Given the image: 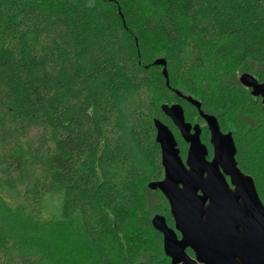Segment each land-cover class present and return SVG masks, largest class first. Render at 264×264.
<instances>
[{
	"label": "trees",
	"instance_id": "16d2710c",
	"mask_svg": "<svg viewBox=\"0 0 264 264\" xmlns=\"http://www.w3.org/2000/svg\"><path fill=\"white\" fill-rule=\"evenodd\" d=\"M247 60L259 73H243L262 82L264 0H0V192L31 216L0 197V264H116L115 237L132 227L152 237L149 264H170L151 225L161 216L173 226L167 201L148 188L163 178L153 121L182 141L159 97L180 104L186 122L202 121L172 89L209 115L217 97L219 129L231 133L237 167L264 206V105L225 67ZM193 71L205 75L200 85ZM201 137L209 147L205 126ZM143 161L153 171L150 193L141 189ZM55 193L57 225L33 222ZM70 234L81 239L77 249Z\"/></svg>",
	"mask_w": 264,
	"mask_h": 264
},
{
	"label": "water",
	"instance_id": "95a60500",
	"mask_svg": "<svg viewBox=\"0 0 264 264\" xmlns=\"http://www.w3.org/2000/svg\"><path fill=\"white\" fill-rule=\"evenodd\" d=\"M153 65L162 67L168 86L165 61L159 58ZM238 81L264 105V80L242 73ZM172 92L197 110L212 154L208 160L200 139L202 128L185 121L180 104L160 106L188 145L183 161L171 130L153 121L163 178L150 182L148 188L165 198L173 221L169 227L161 216L151 219L153 229L162 236L164 255L170 264H264V206L253 180L237 167L231 133L221 132L217 119L203 113L197 100L175 89Z\"/></svg>",
	"mask_w": 264,
	"mask_h": 264
},
{
	"label": "rangeland",
	"instance_id": "374dc122",
	"mask_svg": "<svg viewBox=\"0 0 264 264\" xmlns=\"http://www.w3.org/2000/svg\"><path fill=\"white\" fill-rule=\"evenodd\" d=\"M157 54V57H159L160 59L163 56V51L162 50H156L155 52ZM210 56V55H209ZM209 58V57H208ZM207 58V66L205 67V69L203 70L204 72H207L211 66L210 64V60H208ZM158 59V58H157ZM225 67L227 69V73L228 76H231L232 79H236L238 81L239 76L243 73V71H249L250 73H252V75L256 76L257 73H259V66L257 65L256 62L251 61V60H247L245 64H243L241 67L239 66H235L233 64H225ZM161 69H159L160 71ZM205 75L202 72L199 71H193L191 73V78L194 80L195 85H200L201 84V78L204 79ZM207 87L210 88V85H206ZM183 90L184 94H189L190 92L187 91L184 87H180ZM197 88H200V86H197ZM194 88V89H197ZM212 88V87H211ZM199 90V89H198ZM213 90V89H212ZM192 93V92H191ZM196 96L197 94L194 93ZM159 103H166L167 101L161 99L159 97ZM175 104V103H172ZM214 107L209 111L210 115L214 116V117H218L219 115V110H220V105L217 102V97L214 98ZM167 105H171V104H167ZM261 121H264V113H262V116L259 118ZM193 124H198L201 127L204 128L205 123L203 121H198L197 119H193ZM181 140V139H180ZM182 141V140H181ZM142 166H144V176H145V181H143L141 186V189L147 191V192H151L150 190L146 189L145 186L146 184L149 182L150 177L153 175V171L150 168V166H148L146 164L145 161L142 162ZM0 197L2 198V200L4 201V203L6 204L7 208L12 211V212H16L18 215H20L21 217H26L27 219L30 220V214L28 212V210L26 209V207L19 201L15 200V199H11L8 196L2 194L0 192ZM49 201L48 204V211L46 213H43L40 217H38L36 220L33 219V222L38 221L40 224L47 226L49 223L50 225H57V222L60 219V214H59V207H60V203H61V198L60 195L55 193L53 195H50L47 199ZM146 205L145 208L149 209V211H151L153 209V206L156 205L157 203V197L154 196L153 194H150L148 196V199H146ZM72 223L73 225L76 223L75 220H72L71 222H69V224ZM62 229V228H61ZM60 229L59 233L61 236L65 235V226L63 231ZM72 235H74L72 237ZM70 234L68 236L67 239H69L68 241L70 243L74 244V248L77 249L79 246V242H81L79 239V237L77 236V234ZM115 246L111 248V252H110V257L114 260V262L116 264H149L152 261L153 258V251H152V237L150 234L137 229L136 227H132L129 230V233L126 237L123 236H118L115 237ZM136 244L138 245V252L131 257L130 256V252H129V248L131 245ZM161 260H155L156 263L160 264Z\"/></svg>",
	"mask_w": 264,
	"mask_h": 264
},
{
	"label": "flooded vegetation",
	"instance_id": "af4514ba",
	"mask_svg": "<svg viewBox=\"0 0 264 264\" xmlns=\"http://www.w3.org/2000/svg\"><path fill=\"white\" fill-rule=\"evenodd\" d=\"M193 125V124H192ZM201 127V126H200ZM202 128V132H203V127H201ZM176 129V128H175ZM177 130V129H176ZM177 132H178V130H177ZM202 132H201V136H202ZM178 135H179V137H180V134H179V132H178ZM200 136V139H201V142L203 143V141H202V137ZM180 139L182 140V138L180 137ZM176 140V139H175ZM177 142V149L179 150V156L181 157V154H182V151L183 150H185L184 151V158H182L181 157V159L184 161L185 160V157H186V152H187V148H188V145L182 140V142H181V144H179V142L178 141H176ZM204 144V143H203ZM205 145V144H204ZM208 145H209V147L208 146H206V148H207V151H208V157H207V159L208 160H210L211 159V154H212V149H211V146H210V144H209V137H208ZM210 149V150H209ZM187 251H189V250H187ZM191 256V255H190Z\"/></svg>",
	"mask_w": 264,
	"mask_h": 264
}]
</instances>
